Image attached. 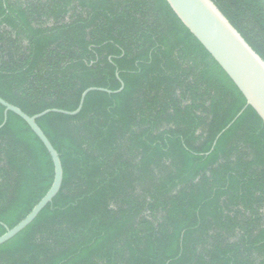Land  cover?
I'll return each mask as SVG.
<instances>
[{
    "label": "trees",
    "instance_id": "16d2710c",
    "mask_svg": "<svg viewBox=\"0 0 264 264\" xmlns=\"http://www.w3.org/2000/svg\"><path fill=\"white\" fill-rule=\"evenodd\" d=\"M210 1L264 61L263 0ZM121 84L36 121L62 185L0 264H264V123L165 0H0L4 102L74 112L84 91ZM53 174L8 113L0 237Z\"/></svg>",
    "mask_w": 264,
    "mask_h": 264
},
{
    "label": "water",
    "instance_id": "95a60500",
    "mask_svg": "<svg viewBox=\"0 0 264 264\" xmlns=\"http://www.w3.org/2000/svg\"><path fill=\"white\" fill-rule=\"evenodd\" d=\"M165 2L180 23L202 46L241 93L246 101V106L241 113L247 107H250L264 123V61L249 47L210 0H165ZM122 90L123 84H121V88L117 92L90 88L82 93L76 111L46 110L33 117H28L20 109L0 99V106L4 108V118L0 129L5 126L8 113L19 117L43 144L51 158L54 168L53 181L46 195L18 225L11 230H7L0 237V246L26 229L45 207L52 203L62 185L63 171L59 155L37 126L36 121L50 113L66 116L77 115L82 109L86 96L91 92H102L110 95L117 94ZM241 113H239L234 121ZM222 133L217 136L216 140Z\"/></svg>",
    "mask_w": 264,
    "mask_h": 264
}]
</instances>
